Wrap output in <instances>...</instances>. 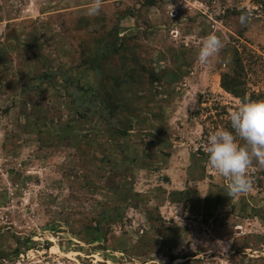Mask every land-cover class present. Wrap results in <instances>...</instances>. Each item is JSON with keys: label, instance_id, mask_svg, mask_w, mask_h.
<instances>
[{"label": "rangeland", "instance_id": "374dc122", "mask_svg": "<svg viewBox=\"0 0 264 264\" xmlns=\"http://www.w3.org/2000/svg\"><path fill=\"white\" fill-rule=\"evenodd\" d=\"M89 3L0 0V264H264V168L229 197L205 151L264 102V0Z\"/></svg>", "mask_w": 264, "mask_h": 264}, {"label": "clouds", "instance_id": "9594fccd", "mask_svg": "<svg viewBox=\"0 0 264 264\" xmlns=\"http://www.w3.org/2000/svg\"><path fill=\"white\" fill-rule=\"evenodd\" d=\"M103 0H90L87 15H99ZM239 22L247 23L241 15ZM224 47L222 39L210 34L198 50L202 64L209 63ZM229 128H221L208 136L205 151L209 165L224 178L229 197L246 193L252 188L249 169L255 162L264 168V102L243 100L229 113Z\"/></svg>", "mask_w": 264, "mask_h": 264}, {"label": "trees", "instance_id": "16d2710c", "mask_svg": "<svg viewBox=\"0 0 264 264\" xmlns=\"http://www.w3.org/2000/svg\"><path fill=\"white\" fill-rule=\"evenodd\" d=\"M237 64H239V59L236 60ZM222 87L228 92L234 94L235 96L242 97L241 89H242V80L241 75L237 69H234V72L231 74L229 72H225L222 75Z\"/></svg>", "mask_w": 264, "mask_h": 264}]
</instances>
